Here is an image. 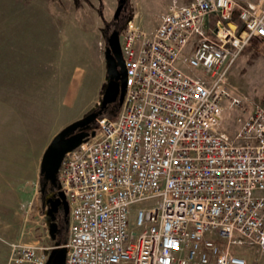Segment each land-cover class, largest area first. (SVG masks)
Instances as JSON below:
<instances>
[{
	"label": "built area",
	"instance_id": "obj_1",
	"mask_svg": "<svg viewBox=\"0 0 264 264\" xmlns=\"http://www.w3.org/2000/svg\"><path fill=\"white\" fill-rule=\"evenodd\" d=\"M236 5L194 0L169 7L151 35L133 17L119 32L122 106L58 172L64 264H249L232 245L264 258V106L236 115L232 138L221 132L228 71L264 40V0L239 7L233 23ZM183 54L196 75L180 68ZM52 248L12 243L7 264H45Z\"/></svg>",
	"mask_w": 264,
	"mask_h": 264
},
{
	"label": "rangeland",
	"instance_id": "obj_2",
	"mask_svg": "<svg viewBox=\"0 0 264 264\" xmlns=\"http://www.w3.org/2000/svg\"><path fill=\"white\" fill-rule=\"evenodd\" d=\"M115 7V0L100 5L97 0H0V264H7L12 243L53 246L42 207L40 162L51 139L101 101L108 35L101 17L108 22ZM127 9L119 32L132 17L147 35L154 32L157 24L136 18L130 0ZM143 16L157 21L155 12ZM263 41L251 40L228 71L221 126L228 138L236 115L264 106ZM184 57L180 68L196 75ZM233 99L241 108H229ZM115 106L105 114H117ZM66 230L67 225L61 228L64 242ZM232 249L249 264L258 258L262 264L255 248Z\"/></svg>",
	"mask_w": 264,
	"mask_h": 264
},
{
	"label": "water",
	"instance_id": "obj_3",
	"mask_svg": "<svg viewBox=\"0 0 264 264\" xmlns=\"http://www.w3.org/2000/svg\"><path fill=\"white\" fill-rule=\"evenodd\" d=\"M125 0H119L114 17L123 10ZM104 61L107 83L99 105L84 117L68 124L60 130L45 148L40 162V193L42 207L45 209L48 235L53 242L45 264H64L66 248L56 235L59 231L57 213L60 210L64 224H68V205L64 194L60 191L58 171L64 155L85 142L95 134L96 120L101 119L111 105H116V112L122 106L125 95L126 72L119 45V30L113 29L106 37ZM47 189L49 193H47Z\"/></svg>",
	"mask_w": 264,
	"mask_h": 264
},
{
	"label": "crops",
	"instance_id": "obj_4",
	"mask_svg": "<svg viewBox=\"0 0 264 264\" xmlns=\"http://www.w3.org/2000/svg\"><path fill=\"white\" fill-rule=\"evenodd\" d=\"M194 0H130L131 7L135 9V15L143 24L146 25H153L160 22L162 16L165 14V12L168 10L169 7L174 8H181L184 6L189 5ZM253 0H236L237 5L235 6V10L233 13V23L237 22V13L239 10V7L245 6L247 3H250ZM155 10V11H154ZM158 10V11H157ZM144 12L147 14H151L153 12L156 13L157 21H151L149 19H144ZM215 20L216 17L209 16L205 19V25H206V32L207 36L209 38H213L212 32L215 28ZM264 258L262 257V263L264 264ZM259 262V259H258Z\"/></svg>",
	"mask_w": 264,
	"mask_h": 264
},
{
	"label": "flooded vegetation",
	"instance_id": "obj_5",
	"mask_svg": "<svg viewBox=\"0 0 264 264\" xmlns=\"http://www.w3.org/2000/svg\"><path fill=\"white\" fill-rule=\"evenodd\" d=\"M98 1V3H99V5L101 4V0H97ZM118 1L119 0H115V4H116V7H117V5H118ZM124 8H123V10H121L118 14H117V16L116 17H114V12H115V10L113 11V13H112V16H111V18L109 19V21L108 22H105L104 21V19L101 17V20H102V22H103V27H104V30L106 31V32H108V34H109V32H111V30H113V29H117L118 28V26L121 24V23H123L124 22V20H125V17L127 16V11H128V9H127V0H125V2H124ZM116 7H115V9H116ZM99 13H100V10H99ZM264 42V41H263ZM114 107V106H113ZM116 107V106H115ZM117 109V108H116ZM115 109V110H116ZM47 193H49V191H48V189H47ZM57 224H58V226H59V228L61 229L63 226H66L65 224H64V217H63V214H62V212L59 210L58 211V213H57ZM66 228V227H65Z\"/></svg>",
	"mask_w": 264,
	"mask_h": 264
},
{
	"label": "trees",
	"instance_id": "obj_6",
	"mask_svg": "<svg viewBox=\"0 0 264 264\" xmlns=\"http://www.w3.org/2000/svg\"><path fill=\"white\" fill-rule=\"evenodd\" d=\"M115 114L116 113H113V115ZM63 237H64V232H62L61 229L59 228V231L56 235V241H59L62 244L64 242Z\"/></svg>",
	"mask_w": 264,
	"mask_h": 264
}]
</instances>
